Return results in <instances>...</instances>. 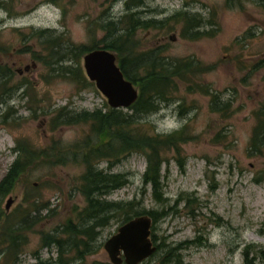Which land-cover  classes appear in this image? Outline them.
<instances>
[{"label":"rangeland","instance_id":"rangeland-1","mask_svg":"<svg viewBox=\"0 0 264 264\" xmlns=\"http://www.w3.org/2000/svg\"><path fill=\"white\" fill-rule=\"evenodd\" d=\"M242 4L244 10L239 6L228 9L225 0H151L140 9L145 19L156 21L182 10L205 18L214 16L219 29L214 28L216 33L212 37L192 41L181 36L180 27L172 31L170 26H164L139 31L137 51L164 48L171 59L192 57L205 65L215 64L216 70L201 78L202 83L226 92L227 98L232 91L238 94L236 113L223 120L211 113L208 97L187 93L183 85L176 103L165 105L147 119L158 133H170L188 125L190 140L183 145L180 156L174 151L167 153L162 171L164 191L174 210L152 232L157 244L165 240L168 244L192 243L183 252L186 264H245L247 247H264V156L248 153L255 127L254 112L264 101V70L253 74L249 85L243 83L249 68L264 59V10L251 0H243ZM125 14L124 0H0V65L13 70L14 83H29L27 96L23 97L20 90L14 100L1 108L0 113L8 116L0 120V182L17 159L14 150L19 140L27 141L38 151L53 144L67 151L87 133L84 126H60L53 131L50 123L56 111L66 108L74 113L98 109L106 112L111 108L87 77L84 57L81 66L86 84L61 78L47 81L45 67L20 52L26 40L25 44L38 49L30 40L31 29L54 30L64 33L73 46L91 47L108 35L99 28L101 24ZM212 30L208 26L204 32ZM238 62L248 69L240 71ZM180 104H184L185 112ZM43 110L49 113L44 115ZM180 164H184L183 169ZM108 165L102 162L99 168L109 170ZM146 167L142 154L128 155L115 164L109 171L125 175L128 184L104 199L113 203L143 200L138 209L161 210L162 206L154 202L151 188L143 198ZM83 172L81 164L39 165L26 172L2 202L5 210L8 200H14L10 213L21 205L26 207L23 200L28 193L29 197L50 203L53 210L44 211L47 218L29 233L30 243L21 257L22 264H34L38 253L44 260L57 259L56 247L41 249V239L44 233L75 218L76 208L86 206L77 191ZM122 225L123 219L115 217L110 225L100 229L96 241L99 251L87 257V264H112L104 246ZM68 257L70 260L72 256Z\"/></svg>","mask_w":264,"mask_h":264},{"label":"trees","instance_id":"trees-1","mask_svg":"<svg viewBox=\"0 0 264 264\" xmlns=\"http://www.w3.org/2000/svg\"><path fill=\"white\" fill-rule=\"evenodd\" d=\"M151 0H124L126 14L121 18L109 20L99 26L108 35L91 47L73 46L64 33L54 30L31 29V41L34 45L25 44L21 53L30 55L47 70V81L54 78L70 79L76 83L86 84L87 78L82 68V58L96 49H107L118 57V64L124 76L139 90L138 100L127 110L112 109L106 112L102 109L93 112L74 113L66 108L59 109L50 123L53 131L60 126H84L87 133L67 151L60 145L53 144L44 150H35L27 141H18L16 161L0 182V264H22V256L30 243L29 233L40 226L52 213L50 203L41 202L36 196L25 195L23 204L12 212L2 208V202L15 189L23 175L37 166H65L67 163L81 164L84 172L80 177L77 191L86 201L82 209H75V218L68 219L51 232L44 233L41 239V249L56 247V260H44L39 253L34 264H87L88 256H94L99 251L96 241L100 229L110 225L112 219L120 217L123 224L133 218L148 215L153 220L152 231L174 210L170 199L165 193L163 182V166L167 162L166 155L174 151L180 156L183 145L188 143V125L182 126L170 133H158L147 119L159 113L166 105L176 103L180 86H186V92L200 94L209 98L211 113L217 114L223 120L230 119L235 113L234 104L237 92L232 91L229 98L225 93L218 92L209 84H203L201 78L213 73L217 65H205L192 57L171 59L163 48H153L137 51L140 39L139 31L169 27L175 31L181 29V36L192 41L209 38L219 29L218 22L205 18L201 14H192L182 10L166 20L156 21L145 19L140 9ZM243 0H225L228 9L241 7ZM253 4L264 10V0H251ZM208 26L213 30L205 31ZM103 46L100 47V45ZM7 52V51H5ZM238 69L245 71L248 67L238 62ZM264 70V59H260L249 68L248 77L243 79L245 85L257 71ZM12 69L0 65V112L18 96L20 90L27 96L25 90L29 83H14ZM91 86V84H90ZM33 99L31 98V101ZM181 111H186L180 104ZM42 113L49 112L43 110ZM8 113L1 114L0 120L6 119ZM255 127L250 141L249 156H264V101L254 112ZM142 154L146 158L147 167L143 174V198L151 188L154 202L161 205V210L138 209L143 200L113 203L104 199L113 191L128 184L125 175L111 173V168L120 163L126 156ZM107 162L109 170L99 168L100 163ZM181 169L184 164H180ZM183 201V200H181ZM179 201L176 202V205ZM140 206V205H139ZM157 251L142 264H186L183 252L192 243L168 244L163 241L157 244L156 236H152ZM68 256H72L69 260ZM245 264H264V247H247L244 251ZM92 264H110L94 261ZM125 264V263H123Z\"/></svg>","mask_w":264,"mask_h":264},{"label":"water","instance_id":"water-1","mask_svg":"<svg viewBox=\"0 0 264 264\" xmlns=\"http://www.w3.org/2000/svg\"><path fill=\"white\" fill-rule=\"evenodd\" d=\"M86 75L107 98L112 109H128L139 98V90L128 80L118 64V57L107 49H96L83 59ZM10 198L6 211L11 210ZM153 220L148 215L139 216L123 224L118 233L105 244L112 264H142L156 251L152 238Z\"/></svg>","mask_w":264,"mask_h":264}]
</instances>
